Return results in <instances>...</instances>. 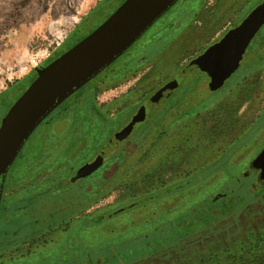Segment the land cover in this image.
<instances>
[{"label":"rangeland","instance_id":"374dc122","mask_svg":"<svg viewBox=\"0 0 264 264\" xmlns=\"http://www.w3.org/2000/svg\"><path fill=\"white\" fill-rule=\"evenodd\" d=\"M124 1L0 0V94L11 89L10 94L0 101V126L1 119L37 78L38 74H33L43 68L39 65L48 58V54L52 55L69 36L76 33L81 23L85 26L83 36L86 37ZM261 1L224 0L219 3L220 0H178L117 59L124 57L131 67L124 71H130L127 81L120 83L124 78L117 80V85H120L115 88L108 86L112 89L100 95V103L117 97V105L112 106L115 102L111 100L105 103L104 109L110 114L128 107L129 101H135L140 92L149 91L153 95L163 84L177 76H180L181 85L170 91L168 94L173 97L170 99L168 96L165 101L178 100L181 103L185 99V103L191 107L204 104L206 98H210L214 92L218 93L237 76L238 79L247 80L243 81L235 99L224 100L212 111H203L198 118L200 134L193 137L188 135L189 143H184L175 152H169L157 167L150 164L154 160L139 165L152 152L149 143L139 147L132 142L124 148L118 146L99 169L76 182L71 181L72 176L83 165L90 163L99 151L87 154L83 163L65 178L46 182L37 180L36 173L20 188L10 185L7 194L16 191L14 197L17 202L24 199V191L33 196L34 191L39 190L44 195L39 200L35 196L31 202L28 200L26 209L0 218V225H3L0 236L8 235L6 230L10 225L18 227L15 230L18 234L12 237L13 245L0 250V264H70L72 259L77 261L76 258L79 259L85 253V244H105L115 239L122 242L130 237L132 241H137L139 231L152 234L149 243L144 241L137 245L136 250L130 252V258L122 264H264V187L231 210L225 208L227 202L224 201L215 218L211 217L208 226L201 231H193L192 227L183 230L185 225H191L195 220L194 212L187 213L186 220L180 218L181 208L187 201L182 195L191 187L172 191L161 198L115 214L141 195L151 196L153 192H159L164 184L185 180L183 175L196 157L206 154L212 147L209 153L217 152L218 149L222 152L226 140L235 139L237 135L241 137L242 133V137H239L241 140L236 141L242 148L233 157L235 161L246 158L242 164L243 172L252 168V160L264 148V123L260 131H257L256 126L257 130H254L253 126L264 108V24L250 42L236 73L218 90L210 91L209 77L198 67L189 68L186 74H182V70L221 38L222 28L230 22L226 18L231 19L237 8L242 6L235 25L242 22ZM77 41H80L79 38L69 47H73ZM116 61L112 63L113 66ZM131 86L133 88L129 95L124 97ZM104 88L108 89L106 86ZM127 111L120 123L127 120ZM41 128L42 125L30 136L9 170V175L37 148L43 132ZM114 136L115 133L110 138ZM110 138L108 141H111ZM118 151L124 154L126 151V164L116 162ZM137 167H141L142 171L131 174V178L129 170ZM236 168L233 166L229 172L236 173L239 170ZM100 171L102 181L98 185L101 188L86 196L83 194L84 188L92 190L99 180ZM194 175L190 174L191 177ZM256 175L253 176L254 180H258ZM201 176L202 173L197 177ZM225 176L228 177L227 171L217 170L209 177L208 184H212L209 194L214 200L220 198L217 192ZM251 182L252 179L246 185ZM7 202L10 203L11 198L5 199L4 203ZM24 216L27 219L25 221L22 220ZM20 225L32 226L28 231H23ZM46 225L53 226L39 236ZM79 231L82 232V238L76 235ZM92 251L96 253L97 250ZM103 257L106 258V255ZM116 261V258L109 257L106 264L118 263ZM82 264L89 262L84 261Z\"/></svg>","mask_w":264,"mask_h":264},{"label":"trees","instance_id":"16d2710c","mask_svg":"<svg viewBox=\"0 0 264 264\" xmlns=\"http://www.w3.org/2000/svg\"><path fill=\"white\" fill-rule=\"evenodd\" d=\"M257 68L259 67H256L255 69ZM245 80H247V78L238 79L237 76L236 78H234V80L228 82V84L225 85L226 87H223L218 93L215 94L214 92V94L210 96V98H206L204 104L202 103L201 105H197L195 107H191L192 105H189V107H185L182 106V103H180L179 107L176 105L175 111H170V105L166 110L157 111L153 117V121H159L154 127L153 125H149L145 129H143L142 132H139L137 143L139 147L143 144L149 143L148 147L152 152L150 153V156L153 157L155 161L153 167L159 166L162 162V159H164L169 152H175V150H179V148H182V145L184 143H189V140L187 139L188 135L193 137L200 134L201 131L198 130V127L201 125L198 122V118L200 117L201 113L203 111H212L214 107H218V105H221L224 100L226 102L228 100L235 99V97L240 92V87L243 84V81ZM183 100L185 101V99ZM122 111L123 108L114 119L105 117L100 112H95L94 116L87 117L85 121L80 120L79 126L82 130L80 131V134L75 138L71 136V138L64 141L59 139L54 140L53 142L55 143V145H52L53 147L51 148L46 149L40 146L38 149L36 148L35 150L31 151L30 155L27 156L28 159H26V157L24 160H22V162L24 163L19 166L20 168H17V166L14 169V172L16 170V175L17 173L19 174V183L25 184L26 180L30 178L33 173L32 171L34 170L35 173L45 175L46 180L44 181L46 182L52 180L56 181V179H53L52 176L58 175L61 176V179L67 177V175H69L71 172H74L75 168L83 163V161L88 157L87 154L91 155L99 151L98 145H100V143L104 141L105 137L108 138L110 137V134H112L113 131L110 133V129H114V127L115 129H117L118 126L121 125L120 123L118 124V122H120V120H122L123 118L124 112ZM253 123L254 128L256 126L258 129L257 130L255 128L254 130L260 131L264 123V108L258 115L257 120ZM243 134L244 133H242V135ZM239 137L240 136L237 135L235 139L230 138L226 140V146L223 148L222 152L218 149L219 151L216 150L217 152L212 151L209 153V151L213 149L212 147L206 154H203L200 157H196L194 161H192L188 165L189 167L191 166L190 168H188L189 170H186L187 172H185L183 175L185 180H181L173 184L170 183L168 185L164 184L159 192H151V196H139V199H136L130 204L132 205V207L129 209H133L137 206L142 205L144 202H149L151 200H154L155 198H161L171 193L172 191H182L188 187H191V189L187 193H185V195H182V197H185L187 201L181 208L182 214L180 218L181 220H186V215L189 212H194L196 217L195 220L191 222V225H185V228H183V230H189L190 227H192L193 231H201L205 229L208 226V223L211 221L210 218H215V214H218V209L223 206L224 201L227 202V206L225 208L231 210L242 204L250 197H253L256 193L259 192L260 188L264 187V179L259 174V171L257 169L252 167L250 169L251 173L247 176L244 175L246 171L243 172L242 164L244 163V160H246V158L241 159L240 161H235L236 159H234L235 157H233L234 153L238 152L242 148V146H240L241 144H238V142H236L238 139L241 140V137ZM127 159L128 158H126V155H124V153L121 151H118L115 156V160L119 164H126ZM233 166L237 167L236 170L239 169L236 173L229 172L231 170L230 168H232ZM131 170H129V176L131 174H135L137 171H142V168L137 167L134 168V170ZM217 170L227 171L228 177H222L219 186V192H217V194L224 195H221L220 198L214 200V197L209 194L212 190V184H208V181L210 179L209 177ZM98 173L99 180L97 181L96 185L91 188L92 190L88 191L86 190V187L83 190V194L88 197L101 188L98 185V183H101L100 180L102 181L100 175L101 171ZM201 173L202 176L198 178L197 176H199ZM190 174L196 175L191 177ZM254 175L257 176L256 179H258L259 181L254 180ZM251 179L252 182L247 186L246 182ZM127 180L130 181V179ZM17 184L18 181L14 182L12 185L13 187H15ZM29 187H31V185H29ZM29 190L31 191V189ZM147 194L148 193H146V195ZM24 195V199L18 202L14 195L8 197L11 198V203L6 204V208L3 209L4 211L2 212V214H0V218L2 216L4 218L7 217L8 213H14L26 209L29 203L28 200L30 196L28 195L27 191H24ZM37 195L43 196L44 193L43 191H40L37 192ZM234 197H236L235 202L233 201ZM13 220L14 219L12 218V221ZM22 220L25 221L27 219L24 216ZM20 226V230L28 231L32 225ZM142 233V231H139L138 235L140 236L137 237V241H132L133 238L130 237L122 242L116 241L115 239V241H110L105 244L101 242H98L96 244L91 243V246L85 244V253H83V255H80L79 259L76 258L77 261H74V259H72L70 261V264H76L75 262H79L78 264H82L84 261H88L89 264H106L109 260V257H114L117 259L116 262L118 263L115 264H122L124 260L130 258V252L136 250L137 245H140L144 241H148L146 243H149L148 239L151 238L152 234ZM16 234H18L17 231L11 234V236H14ZM125 235L127 236V234ZM11 236L9 239H4V241L0 243V246H2V248L4 246H6L7 248L9 247V245H13ZM9 241L10 243L8 244L7 242ZM92 250L97 251L96 253H94ZM104 255H106V258L103 257ZM93 257H95V259H92Z\"/></svg>","mask_w":264,"mask_h":264},{"label":"water","instance_id":"95a60500","mask_svg":"<svg viewBox=\"0 0 264 264\" xmlns=\"http://www.w3.org/2000/svg\"><path fill=\"white\" fill-rule=\"evenodd\" d=\"M178 0H125L101 25L38 71L37 78L17 99L0 126V203L7 174L37 127L68 97L122 56ZM264 24V0L234 28L193 58L182 74L197 66L210 78L212 91L222 87L240 67L255 34ZM180 76L167 83L143 105L132 121L116 133L109 146L83 165L71 181L99 169L138 122L172 90ZM251 166L264 179V148ZM250 170L244 173L245 176ZM224 194H219L220 197ZM120 208L115 214L131 208Z\"/></svg>","mask_w":264,"mask_h":264},{"label":"flooded vegetation","instance_id":"af4514ba","mask_svg":"<svg viewBox=\"0 0 264 264\" xmlns=\"http://www.w3.org/2000/svg\"><path fill=\"white\" fill-rule=\"evenodd\" d=\"M223 1L224 0H220L219 3L223 2ZM196 6H197V10H198L200 4H198ZM241 7L242 6H240V9H241ZM240 9L237 8V11L234 14H232L233 17H231V19L230 18L228 19V17L226 18L228 20V22L229 21L230 22H229V24L227 26H224V28H222V30L220 32V36L221 37L228 30H230L231 28H234L235 26L238 25V24L235 25V22H236V19H237L238 15H240ZM83 25L84 24L81 23V25H80L81 27L80 26L77 27V28H79L77 30V32L72 34L71 36H69L66 39V41L63 42L61 47L56 49L52 55L50 54L48 56V58L45 59L39 65V67H41V68L45 67L48 63L52 62L55 58H57L60 55L59 53L62 54L65 51H67L69 48H71L69 46L72 44V42L74 44L76 42L77 38H79V40H81L84 37L83 35H84V27L85 26H83ZM88 25H86V26H88ZM80 29H82L83 31L82 30L80 31ZM176 29L178 30L179 27H177ZM168 37H167V39H168ZM77 42H79V41H77ZM130 67H131V63L129 61H127L124 57H122L121 60H117L116 64L114 66L112 64V67H111V64H110L106 69H104L96 77H94L92 80H90L85 85H83L80 89H78L75 93H73L70 97H68L60 106H58L50 114V116H48V118H46V121L44 120L39 125V126L42 125L41 130L45 131V133H47L48 136L51 137V136L56 134V132H54V130H53L55 128H61L63 130H69L71 128L72 124L75 123V121L77 119L84 121L87 117H89V116L92 117L93 113H95V112L103 113L104 106H106L105 103L106 102L108 103L109 100L114 102L117 99V97L113 98V99H109V100H104L103 103H100V101H101L100 100V95L102 94L103 91L112 89L110 87H114L115 88L118 85H120V84L117 85V83H116L117 80L124 78V80L120 81V83L127 81L129 79L128 74L130 73V71H126V72H124V71H125V69H128ZM188 70L186 71V73L188 72ZM36 74H38L37 71L33 75H36ZM169 82H167V83H169ZM167 83L163 84L159 88V90L162 87H164ZM209 83H210V78H209L208 85H209ZM180 85H181V80H178L176 86L172 90L178 89L180 87ZM104 86H106L108 89L104 88ZM108 86H110V87H108ZM132 88H133V86H131L125 92L124 97L129 95V92L131 91ZM209 89H210V91H212L210 86H209ZM159 90H157L155 93H157ZM172 90H170V91H172ZM10 92H11V89H9L8 91H6L4 93H1L0 94V101H1V99L4 98V96L6 94H10ZM212 92H214V91H212ZM155 93L153 95H150L149 91L140 92V93H138L136 95V97L134 99L135 101H132V99H131V101H129L128 107H125V109H123L122 112H125V110H127V109H128V111H129V109L131 111L132 110L133 111L130 112V115L127 117V120L121 125L120 130L123 127H125L126 125H128L132 121V119L134 118V116H136V114L139 111V109L143 105L148 103L150 101V99L155 95ZM168 93L160 99L158 104H156L154 107H152V109L155 110L154 112H153V110H150V112L146 116L145 120H143L141 122H138L135 125V128L133 129V132H132V138H131V135L128 136L126 139H124L120 143L119 147L123 146L122 148H124V146L127 143L134 142L133 138L135 137L134 135H135L136 132L145 129L149 125L150 126L153 125V127H154L157 124V122L159 121V120L157 122L153 121V117H154V115L156 114L157 111L166 110L167 107H169V105L171 107L170 111H175L176 110V105L179 107L180 101H178V100H176V101L170 100L173 97V95L170 96ZM168 96L170 97V99H168L170 101L167 102V101H165V99L167 100ZM181 103L183 104L182 106L189 107V105H188L189 103H185L184 100H182ZM0 106H1V104H0ZM170 111H168V112H170ZM2 119H1V124H2ZM79 120H78V122H79ZM61 131L62 130H60V132ZM57 134H59V133H57ZM114 137H111L112 139L110 137H108V138L105 137L104 141L102 143H100V145H99V149H100L99 152L104 150L105 148H107L109 146V144L111 143V141L114 139ZM109 138L111 139V141L110 140L108 141ZM130 138H131V140H130ZM112 155H113V153H112ZM10 178H11V175H9V172H8L7 177H6V181H5V185H4V189H3L1 203H0V214H2V212L4 211L3 209L6 208V205L4 203L5 199H7L8 197L16 194V191H11L9 194H7V190H8V188L11 185L10 184V182H11ZM48 226H50V225H48Z\"/></svg>","mask_w":264,"mask_h":264},{"label":"crops","instance_id":"0c3cea01","mask_svg":"<svg viewBox=\"0 0 264 264\" xmlns=\"http://www.w3.org/2000/svg\"><path fill=\"white\" fill-rule=\"evenodd\" d=\"M115 103L112 105V106H115V105H117L118 103H119V101H114ZM125 109V108H124ZM128 110V109H127ZM127 110H125V112L124 113H126V111ZM119 112H121V110H118V112H116V113H114V114H110L109 112H107L106 111V109H104L103 110V115H105L106 117H108V118H111V119H114L115 117H116V115L119 113ZM131 112V111H130ZM130 112H128L127 111V117L130 115ZM124 113H123V117H124ZM92 116H94V113H93V115ZM78 120L79 119H77L76 121H75V123H73L72 124V126H71V128L69 129V130H63V129H61V128H55V129H53L54 130V132H56V134L55 135H53V136H51V137H49L48 136V134L47 133H45V131H43L42 132V136L40 137V139H39V142L37 143V149L41 146L42 148H51V147H53L52 145H55V143L53 142L54 140H62V141H64V140H67V139H69V138H71V136H73L74 138L77 136V135H79L80 134V131L82 130L81 129V127L79 126V122H80V120H79V122H78ZM85 121V120H84ZM121 122L123 121V120H120ZM126 121V120H125ZM120 122H118V124H119ZM124 123V122H123ZM123 123H120L121 125L123 124ZM117 125V124H116ZM121 125L120 126H118V128L117 129H115V127H114V129L112 128V129H110L111 131H110V133L112 132V134L114 135V133H115V135H116V131L119 129V127H121ZM60 130H62L61 132H60ZM119 131V130H118ZM139 132H142V130H140V131H138V132H136L135 133V137L133 138V140H134V142L137 144L138 143V133ZM57 133H59V134H57ZM112 134H110V136L112 135ZM99 146V145H98ZM98 146H97V148H98ZM163 147H164V145H163ZM125 154H126V151H125ZM124 154V155H125ZM152 160H154L153 159V157H151V156H149V157H147L144 161H142L141 162V166H143V165H146V164H149V162L150 161H152ZM153 163H150L151 165H153L154 163H155V161H152ZM17 168H20L19 166L17 167ZM104 168H105V166H104ZM15 169V168H14ZM35 169V168H34ZM33 173H32V175L30 176V178L29 179H32V177L34 176V174H36L35 173V170L34 171H32ZM37 180H46V176L45 175H42V174H38L37 173ZM47 175V174H46ZM99 176V175H98ZM36 177V176H35ZM18 178H19V174L17 173V175H16V170H15V172L13 171V173L11 174V182H10V184L12 185L14 182H16V181H18V184L16 185V187H21V186H23L24 184L23 183H19V180H18ZM52 178L53 179H56V180H58V179H61V176H52ZM13 186V185H12ZM19 188H17L18 190H19ZM35 192V193H34ZM33 193H34V195L32 196V194H31V196L29 197V200H30V202H31V199L32 198H34V196L39 200V199H42V197L43 196H41V195H37V192L38 191H34ZM25 195H23V197H24ZM19 199V198H18ZM14 201V200H13ZM5 202V201H4ZM8 203V202H7ZM7 203H5V205L7 204ZM11 203V202H10ZM3 225H0V234H1V230L3 229V227H2ZM37 226V225H36ZM53 225H51V226H46L45 227V230L44 231H41L40 232V234H39V236L40 235H44L48 230H50L49 228L50 227H52ZM121 227H124V226H121ZM18 229V227L16 226V225H14V227H11V225H10V228L9 229H7V236H0V243L1 242H3L4 241V238H10V236H11V234H13L14 232H15V230H17ZM78 229H80V228H78ZM81 231H82V229H81ZM81 231H79V232H77L76 233V235L79 237V238H82L83 237V235H81V233L83 232H81ZM11 237H14L13 235L11 236ZM35 238V237H34ZM33 238V239H34ZM0 250H3V248L1 247L0 248Z\"/></svg>","mask_w":264,"mask_h":264},{"label":"built area","instance_id":"2783aa9c","mask_svg":"<svg viewBox=\"0 0 264 264\" xmlns=\"http://www.w3.org/2000/svg\"><path fill=\"white\" fill-rule=\"evenodd\" d=\"M50 54H48V56H49Z\"/></svg>","mask_w":264,"mask_h":264}]
</instances>
